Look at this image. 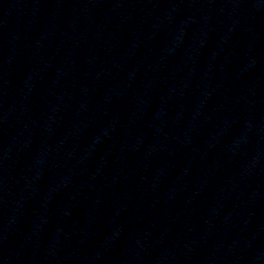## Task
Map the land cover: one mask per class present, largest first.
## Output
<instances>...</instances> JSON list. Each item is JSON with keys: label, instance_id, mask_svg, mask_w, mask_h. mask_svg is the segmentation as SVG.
Here are the masks:
<instances>
[{"label": "water", "instance_id": "water-1", "mask_svg": "<svg viewBox=\"0 0 264 264\" xmlns=\"http://www.w3.org/2000/svg\"><path fill=\"white\" fill-rule=\"evenodd\" d=\"M0 264H264V0H0Z\"/></svg>", "mask_w": 264, "mask_h": 264}]
</instances>
